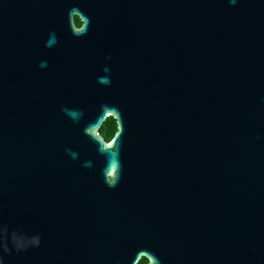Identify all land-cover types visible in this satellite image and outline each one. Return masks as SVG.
Listing matches in <instances>:
<instances>
[{"label":"water","instance_id":"water-1","mask_svg":"<svg viewBox=\"0 0 264 264\" xmlns=\"http://www.w3.org/2000/svg\"><path fill=\"white\" fill-rule=\"evenodd\" d=\"M145 254L264 264V0H0V264Z\"/></svg>","mask_w":264,"mask_h":264},{"label":"clouds","instance_id":"clouds-1","mask_svg":"<svg viewBox=\"0 0 264 264\" xmlns=\"http://www.w3.org/2000/svg\"><path fill=\"white\" fill-rule=\"evenodd\" d=\"M75 15L77 29H83L86 24L85 16L81 15L80 12H76ZM119 131L120 121L115 115L110 113L108 118L104 121L102 128L100 129V134L104 136L109 144H111L115 140ZM137 264H153V260L149 255L145 254L140 257Z\"/></svg>","mask_w":264,"mask_h":264}]
</instances>
